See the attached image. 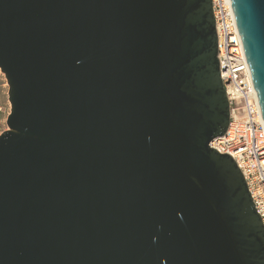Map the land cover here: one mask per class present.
I'll list each match as a JSON object with an SVG mask.
<instances>
[{"label": "water", "instance_id": "95a60500", "mask_svg": "<svg viewBox=\"0 0 264 264\" xmlns=\"http://www.w3.org/2000/svg\"><path fill=\"white\" fill-rule=\"evenodd\" d=\"M264 120V0H230ZM0 264H264L211 0H0Z\"/></svg>", "mask_w": 264, "mask_h": 264}, {"label": "built area", "instance_id": "2783aa9c", "mask_svg": "<svg viewBox=\"0 0 264 264\" xmlns=\"http://www.w3.org/2000/svg\"><path fill=\"white\" fill-rule=\"evenodd\" d=\"M220 78L229 104L225 133L209 142L240 169L264 226V120L230 0H211Z\"/></svg>", "mask_w": 264, "mask_h": 264}, {"label": "rangeland", "instance_id": "374dc122", "mask_svg": "<svg viewBox=\"0 0 264 264\" xmlns=\"http://www.w3.org/2000/svg\"><path fill=\"white\" fill-rule=\"evenodd\" d=\"M7 91L8 86L5 77L0 71V133L7 128L6 119L10 110Z\"/></svg>", "mask_w": 264, "mask_h": 264}]
</instances>
